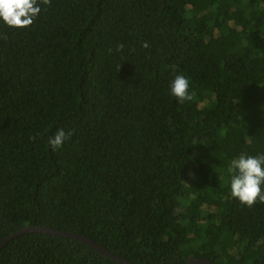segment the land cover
Listing matches in <instances>:
<instances>
[{
    "label": "trees",
    "instance_id": "1",
    "mask_svg": "<svg viewBox=\"0 0 264 264\" xmlns=\"http://www.w3.org/2000/svg\"><path fill=\"white\" fill-rule=\"evenodd\" d=\"M41 7L28 28L0 21V242L42 226L135 264H264V203L233 198L228 172L264 154V0ZM177 75L192 101L171 94ZM0 264L124 263L29 233Z\"/></svg>",
    "mask_w": 264,
    "mask_h": 264
},
{
    "label": "clouds",
    "instance_id": "2",
    "mask_svg": "<svg viewBox=\"0 0 264 264\" xmlns=\"http://www.w3.org/2000/svg\"><path fill=\"white\" fill-rule=\"evenodd\" d=\"M50 4L51 0H0V21L9 28H28L33 25L41 11L46 10V7L41 6H50ZM0 38L6 40L7 36ZM142 46L147 48L149 45L145 42ZM123 49V43L116 46L117 52ZM170 90L181 104L192 101L195 95L189 92V80L184 75L175 76ZM72 135V131L65 132L63 128H60L49 137L48 145L56 151L66 140L71 139ZM36 138V136L30 137L33 140ZM228 172L232 174L230 191L233 198L248 208L253 207L258 201L264 203V154L258 156L241 154L230 162Z\"/></svg>",
    "mask_w": 264,
    "mask_h": 264
},
{
    "label": "water",
    "instance_id": "3",
    "mask_svg": "<svg viewBox=\"0 0 264 264\" xmlns=\"http://www.w3.org/2000/svg\"><path fill=\"white\" fill-rule=\"evenodd\" d=\"M29 233H44V234H50V235H56V236H62V237H67V238H72L74 240H77L79 242H82L92 249L108 256L111 259H114L116 261H119L124 264H135L133 262H130L129 260L117 256L116 254L110 252L107 250L105 247L99 245L95 241L91 240L90 238L81 235L76 232H67V231H61L58 229H54L51 227H42V226H27L25 228H22L13 234L9 235L7 238H5L2 242H0V251L8 245L11 241L17 239L18 237L29 234ZM187 264H213V262L209 258H197V257H192L188 260Z\"/></svg>",
    "mask_w": 264,
    "mask_h": 264
}]
</instances>
